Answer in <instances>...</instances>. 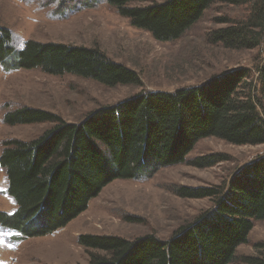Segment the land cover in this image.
I'll list each match as a JSON object with an SVG mask.
<instances>
[{
    "label": "trees",
    "instance_id": "obj_1",
    "mask_svg": "<svg viewBox=\"0 0 264 264\" xmlns=\"http://www.w3.org/2000/svg\"><path fill=\"white\" fill-rule=\"evenodd\" d=\"M131 1L108 0L133 26L159 41L181 38L215 3L245 6L243 19L223 20L228 25L212 30L209 41L228 49L264 48V0H164L146 6H130ZM0 64L7 71L75 74L107 86L142 84L136 70L98 46L27 40L17 49L11 31L1 27ZM3 120L11 126L53 124L33 140H5L0 155L8 193L18 203L13 214L0 211V225L23 238L44 236L88 210L91 200L116 179L151 178L164 167L185 162L215 164L219 159L214 155L188 159L203 138L264 144V62L255 77L249 68L239 67L175 90H142L78 122L32 106L8 111ZM176 192L186 198L209 197L214 205L167 239L152 233L136 239L82 233L78 242L90 256L87 264L232 263L255 221H264V154L241 166L224 188L180 186ZM243 260L264 264V255Z\"/></svg>",
    "mask_w": 264,
    "mask_h": 264
},
{
    "label": "rangeland",
    "instance_id": "obj_2",
    "mask_svg": "<svg viewBox=\"0 0 264 264\" xmlns=\"http://www.w3.org/2000/svg\"><path fill=\"white\" fill-rule=\"evenodd\" d=\"M83 1L0 0V27L11 31L17 49L27 40L98 46L111 59L136 70L142 84L107 86L75 74L51 75L40 69L7 71L0 64V155L5 140H33L53 126L50 122L6 124L5 114L18 107L43 108L69 122H78L97 108L142 90H175L239 67L249 68L255 77L258 65L264 62L262 47L228 49L209 41L212 30L228 25L223 20L243 19L247 15L245 6L215 3L181 38L159 41L150 32L133 26L108 0H94L91 6ZM162 1L133 0L129 5ZM262 154L264 144L236 145L214 136L203 138L188 159L214 155L219 159L215 164L198 167L185 162L164 167L151 178L116 179L91 200L88 210L71 228L65 229L63 235L69 239L59 243L64 247L53 245V251L59 250L62 264H87L90 256L78 242L82 233L115 234L127 239L152 233L167 239L214 205L209 197H181L176 192L178 187L224 188L241 166ZM8 187V175L0 164V211L13 214L18 203L8 193ZM14 233L0 226V264L46 262L44 254L51 252L47 245L56 233L41 236L21 250L12 240ZM250 255H264L263 220L255 221L249 241L238 247L230 264H245L243 257Z\"/></svg>",
    "mask_w": 264,
    "mask_h": 264
},
{
    "label": "crops",
    "instance_id": "obj_3",
    "mask_svg": "<svg viewBox=\"0 0 264 264\" xmlns=\"http://www.w3.org/2000/svg\"><path fill=\"white\" fill-rule=\"evenodd\" d=\"M8 214H10V213H8ZM80 217H81V215H79L77 218H75L71 222H69V224L67 226H65L63 228H60L59 230L51 233L52 235H55V233L57 235H55V237H52L51 238V241H49L50 243L47 245V248L49 247L50 250H51V252H53V253H51V252L48 253V256L46 255V253L44 254V257L47 259V260H45L46 261L45 263H48V264H62V261L63 260H61L60 257H59V250L56 249V251H53V247H54L53 245H56L57 244V245H59L61 247L63 246V245H60L59 243L60 242H64L65 240L69 239L68 236L63 235V232L68 227L71 228L73 226V224H75V222H77L80 219ZM7 229H9V228H7ZM75 229H79V228H75ZM11 230H13V229H11ZM13 231H15V233L12 235V240L14 242H17V244H19L18 250L23 249V247L25 245L29 244L32 241L35 242L39 237H41V236H37V237L23 238V237H21L20 233H18L16 230H13ZM60 233H61V237L58 236ZM74 234H79V233L75 232ZM47 235H44V236H47ZM37 254L43 255L40 251H37Z\"/></svg>",
    "mask_w": 264,
    "mask_h": 264
}]
</instances>
